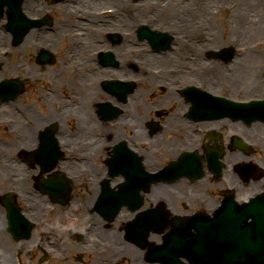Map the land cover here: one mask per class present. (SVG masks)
Here are the masks:
<instances>
[{
    "label": "bare ground",
    "instance_id": "6f19581e",
    "mask_svg": "<svg viewBox=\"0 0 264 264\" xmlns=\"http://www.w3.org/2000/svg\"><path fill=\"white\" fill-rule=\"evenodd\" d=\"M86 1L87 0H79V3L77 5H74L73 3L68 2L67 3L69 6L68 11H70V14L73 12H78V9L80 7L79 4H82L85 6ZM104 1L106 0H90V3L98 7V6H102ZM111 1H112L111 4L118 5L120 7V4H121L120 0H111ZM225 1L222 0L223 6L227 4V3L225 4ZM232 1H234V3H237L236 7H239L241 9L240 12L239 11L237 13L233 12V14H232V11H230V14H232V16L230 17L232 35H237L238 32H243L242 38H245L246 40L244 41L245 44H248V47H251V43L250 44L248 43L251 39L250 38L251 35L253 36L257 35L258 30L264 28V26L261 23L254 25V26L245 25V22L248 21V17L246 15L250 14V11L252 10V8L254 9L257 8L255 3L258 4L264 0H232ZM146 2H148L150 5H153L154 7H157V8H154L155 10H157V12L154 11L152 14H150L148 13V9L146 11L147 13L142 11V14L141 13L139 14L140 16H143V21L151 26H154V27L162 26L164 30L169 29L170 31L176 33V36H174V40H173L174 43L172 47V50H176L174 52L175 55L172 57L173 60L178 61L179 57L177 55L179 56L187 55L193 58L191 62V66H192L191 74L189 73L190 75L189 78H190L191 83L205 85L209 88V91H212L215 93L221 92L224 90V91H227L228 93L231 92V94L235 96H238L239 92H245L247 94L254 95L255 98H262L264 96V90L262 89L264 88V59H263V62L261 61L260 64H257L258 55H256V52H246V54H244L242 58L237 57L234 63L230 64L229 67H224L217 63L206 66L205 65L206 61H203V58H202L203 53H201L199 49L195 48V46L187 43L186 36L189 37V36L196 35L198 37L196 40H202L201 45L203 47L208 48V50L211 49L210 46L214 45L213 40H214L215 33L217 32V30L215 27H212L211 29L212 25L210 21L208 20L209 17L200 15L197 23L193 24L192 19H188L190 23H186L185 22L186 19H180V16L177 12L180 10V7L178 9H175L174 7L175 0H147ZM214 2L216 3L218 7H220L219 5H221V3L219 2V0H214ZM58 5L59 7H62L61 4H58ZM30 8H31V5L27 4L28 11ZM94 8L95 9L93 10L95 11L96 7ZM108 9H114V7H108V8L106 7L98 11L108 10ZM90 19L95 22L96 21L102 22L104 23V26H109V27L114 23L112 13L110 15H105V16L90 17ZM129 19L130 18L128 17L127 18L123 17V20L128 23H129ZM206 26H209L210 29H205L204 27ZM234 30L237 33H233ZM202 31H207V35L204 36ZM90 35H92L93 38H95L96 40L99 39L93 34H90ZM206 37L208 38V40L205 39ZM93 38L90 36L88 37V48L86 49L87 53L90 52V48H92ZM100 40L102 41V39ZM237 42L240 43V39H237ZM27 45L28 44H25L24 47H27ZM215 46L217 49L221 48L220 45L216 44ZM180 47L181 49L178 50V48ZM18 48H20V46ZM76 53L77 55H79L78 49L76 50ZM134 59L135 61L130 62L129 65L139 60L136 58ZM163 61L165 62L168 61L169 63V58ZM148 62L155 63L157 65V64H161L162 60L161 58L157 56H154V57L150 56V59H147L145 64ZM170 64H173V63H169V65ZM82 69L83 71H85V69L90 70V65L87 64L85 66V69H84V66H82ZM143 70L144 69L140 68L139 65H138V68H136L137 73L141 72L144 74ZM174 77L178 81H182L185 78V76L184 77L177 76L176 73ZM170 81L175 82L172 79H170ZM92 82H93V79L90 78L88 75H85V77L83 78L80 84H76L75 82H73L72 86L77 89L76 91L79 96V103H77L71 109L66 110L64 114L62 115V119L66 122H68L70 118L77 119L78 122L75 123L74 125H78V127L80 128L79 130L80 134L76 140H71L70 138L66 136L65 133L61 135L60 139L64 147L68 148L70 142H75L77 144L84 143V141H96L97 142L95 146L93 147L91 146L86 149L85 152H86L87 158H85L83 163L82 162L81 163L77 162L76 164L75 163L73 164L71 162L67 163L72 169L70 171H72V174L74 176L79 174L78 172L80 171V168L82 167L89 168L92 173L96 174L98 167L96 168V172H95V169L91 165V158L90 160H88L89 154L91 153L93 155L97 151L106 149L107 147H104V146H107L108 144L112 145L113 141L115 142V139H116V138H113V141L108 142L107 137L111 133L109 127H104V125H102L99 121L95 120L96 118L95 113H94V118L91 116L90 107L88 108V106L90 104L91 109L93 110L94 104H96V102L99 101V96L101 94L100 87L96 85L87 86L88 84ZM146 83H148V86L150 87L149 90L143 89L142 91H137L133 95V99H134V108H133L134 110L133 111H135L134 115L138 117V125H139L138 131L136 132V138L138 139L145 136V131L142 128V124L150 116V112L147 108L143 107L141 108V111H139L138 107L141 106V101L144 98V96L147 95L148 92L152 91V87L158 85V82L156 80L152 81L151 83L149 82H146ZM51 98H52V101H56L58 99L56 95H52ZM162 99L163 97L159 99V102H161ZM171 99H175L176 101L179 100L178 97H175L173 94H169L163 100L164 105H167L168 101ZM16 105L17 104L11 102L10 110L12 111V109L16 107ZM38 109H39L38 106H36L35 109H32L31 107H29L26 109L25 112H23V107L20 106L19 109L13 110L12 112H16L15 115L18 120L19 130L16 133L17 134L16 138L18 141L17 142L13 141L12 143L6 145V147L0 146L1 154L4 156V158H2L0 167L1 166L3 167L4 165L6 167V173L0 172V186L4 189H8L10 186H14V187L19 186V192L23 195L22 196L23 199L25 200L27 199V202L30 203L31 206L33 207V210L30 213H28V216H30L29 220L31 222L32 234L34 233V236H33L34 244H32V242L22 240V238H18L19 240H17L12 237L11 239L14 243L18 241L19 243L18 244L15 243L14 245L10 246L5 241L6 236L0 233V241H1L0 243V264H29L31 260H34L37 258L35 255H33V252L35 251L34 248L39 249L37 242L39 241L40 236H44V234H46V236L52 235L54 236V239H56L57 245L55 246V248L53 247L50 249H53L59 252L58 247H61V249L65 251V253L67 252L68 249L79 250L78 249L79 244L76 242V240L78 239V235H77V229L75 228V225H77L76 227L79 228L80 223L82 225V223L88 222L89 220L86 218L92 217L91 215H93L94 213H97L96 210L94 209V205L98 198L97 194L101 192V188L99 191V189H96V187H93V191H92V188L88 186L89 193H84L82 197H79V200L78 199L76 200V203H77L76 209H73L69 204L62 206V203L61 201H59L58 197L64 196L66 192H68L69 194L71 193L70 195H73L72 192L74 188L72 189V186H73L72 184L69 183V185H67L68 183L62 180L60 177L53 179V176H52V180L42 179L40 181L38 180L39 182H36V183H34L33 180L30 182L25 176V173L21 170L22 166L21 167L17 166V164L10 161L9 157L7 156L5 157L7 153H10L12 151L14 152V151L21 150V148H25L28 150L35 148L37 146V143H36L37 134L40 131V129H42V127H44L46 124L53 122L54 121L53 116H57L54 109H50L47 114H41L40 110ZM123 110H127V108L123 107ZM129 110H130V107H128V110L123 115V117L118 122L115 123V126L127 121ZM25 118L27 119V121L33 120L31 122L30 127L24 126ZM173 118H174V121L170 119L169 126L166 127L168 130L170 129L171 131V130H175L177 127L186 126V121H183L181 119L177 120L175 119V116ZM201 127L205 129L209 126L204 124V126L201 125ZM238 127L242 130L245 136L252 138L254 143L255 142L259 143L260 141H262L261 139H264V126L260 122H257V123L255 122L252 130H248L242 124H239ZM96 128L100 129V132L103 133V137H94L92 135L95 133ZM52 131H54V129H52ZM185 135H186V141H185L186 143H189L190 141H193L194 139H196V136L189 133L188 127L186 129ZM87 136L89 140L85 138ZM158 140L159 138H156L155 142H157ZM83 148H85V146L79 147L80 150H82ZM29 153L30 155L27 156V158L28 160H30L32 164H34V167L36 168L35 173L37 174V172L40 169H43L41 165L42 157L40 155V150L39 149L30 150ZM161 153H164L165 158L177 157L174 151V148H173V144H165L164 141L161 142L160 140V149L155 150L154 148V150H152L151 152V155L155 157ZM230 154L231 155L229 158L230 160H232V162L237 160V158L239 157L238 153L232 154L230 152ZM256 158L258 159L257 161L260 162V165L264 167V153H263V156L257 155ZM115 159H117V161L113 162L114 168H119L118 161L120 163L125 162L123 160H118L117 157H115ZM247 160H253V159L247 157ZM44 161L46 163L45 159ZM154 163H155V160L153 158H150L148 161V165H150L149 167L151 168L152 167L151 165H153ZM132 165L134 164H131V166ZM89 169H87L85 172H90ZM3 171L4 170H2V172ZM227 175H229L232 179H236L233 176V174L228 171L227 173H225L222 181L227 184L233 183L230 177L229 179H227ZM251 176H252V179H251L252 184L250 185V189L248 190L247 193H251L253 195L254 193L253 191L258 189V187L261 186L262 182H255L256 180L255 178L260 177V171L258 169L253 170L251 172ZM33 183H34L35 189L33 188L30 189ZM263 183H264V180H263ZM184 184L185 182H181L178 185H172V186H169L166 184H160V186L155 190V193L152 195V198L149 197V195L145 194V191H146L145 189H144L145 191L141 190L140 195L142 196V205L138 213H143L144 211L149 209V205L151 203L153 202L156 203V201L162 199V200L169 202L172 206L173 205L176 206V209L173 208V211L178 216L187 215L189 210L179 206L180 200L182 199L181 197H184V195L187 196L186 189L183 188ZM201 184L202 183L197 185L198 187L195 186L196 191H199V187L201 186ZM221 185L223 184H220V186ZM41 187L44 189V192L47 195L46 198L45 199L38 198L36 202L31 203L29 198H27L29 190H33V192H36L38 191L37 189H40ZM107 192L108 191H105V193ZM240 193L244 194L245 190L242 188ZM5 196L6 195L2 197H5ZM191 197H192V194H191ZM196 197H192V199L195 200ZM198 198H199V195H198ZM50 199L53 200L51 206H57V211L60 210L61 208L64 210L62 215L59 212L58 214L59 219H54L53 216H51V214L48 211L47 202H50ZM4 201H7V203L2 202L0 199V226L3 225L4 227H9L10 229L9 232L12 234L13 230L11 228V225H14L17 223L19 226H22L25 218L23 217V215H20V217L18 218L14 215L16 214L17 207H18V204L16 203V201H14V197L11 196L8 199H5ZM60 203H61V206H60ZM211 203H214V201L211 200ZM1 205H5L6 209H4ZM217 205L218 204L215 203L211 207H217ZM92 207H93V210L91 211ZM71 212H75L76 216L81 219L78 223L74 224L68 221V218ZM94 216L99 219V224H97L95 228L92 230V237L96 236L97 238L101 239V237H103L104 235H107L105 233L106 230L104 228L106 221L101 219L98 215H94ZM165 216L166 217L168 216L167 213H165ZM129 219H131L130 223L132 224H134L136 221L134 220L133 217H129ZM59 223L64 224V226L63 225L60 226ZM10 233H7V235L10 236ZM2 236H4L5 238H1ZM159 237L160 235L155 234V235H152L150 239L156 241L158 240ZM111 238H112V242H114V247L116 248L115 252L105 250V248H103L102 256H98L99 258H101V260L98 261L96 259L97 256L93 257L90 255V264H107L108 262H110V264H127V257L125 256V254L121 253L125 251H127V253L129 252L130 254L137 253L139 256L142 257L143 262L140 261L138 263H132V264H145L144 257L146 255V251L144 249H139L136 245L126 243L128 238H126L121 231H115V233L111 235ZM69 243L73 244V246H71ZM174 243H176V247L180 249L179 252L183 254L185 252V248H183L182 241L176 240L174 241ZM120 244L126 245V249H121L119 246ZM15 246H17L16 249L22 251V253L21 252L19 253V258L17 259L13 256L12 249H11V248L15 249ZM148 246L149 244L147 245V247ZM84 247H87L88 250L90 249L89 245H85ZM225 249H226V244L224 243L220 244L218 247V250L222 252L225 251ZM88 250L85 249V252H87ZM150 250L152 251L153 248H151ZM116 253H118L117 256H113L114 257L113 259L110 257L109 259V256L115 255ZM43 258H47V257L44 256ZM43 258L41 256V258L39 259L40 260L39 263L42 262L41 259ZM102 258L106 259L107 261H103ZM63 261H64V264H75L73 259H71V256H67V255L63 257ZM146 264H150V263H146ZM154 264H161V263L156 262Z\"/></svg>",
    "mask_w": 264,
    "mask_h": 264
},
{
    "label": "rangeland",
    "instance_id": "374dc122",
    "mask_svg": "<svg viewBox=\"0 0 264 264\" xmlns=\"http://www.w3.org/2000/svg\"><path fill=\"white\" fill-rule=\"evenodd\" d=\"M68 1L69 0H67L66 1V3H68ZM70 1H72V0H70ZM73 1H77L78 2V0H73ZM121 1V4H120V7L118 6V5H114V4H111V0H106L103 4H102V6H94V5H92L91 3H90V0H87L86 1V3H85V6L84 5H82V4H79V9H78V12H73V13H71L70 14V11H68L67 9L69 8L68 7V5L67 4H65L64 3V5H63V7H59V6H54L53 7V9H54V15L53 16H51L52 17V19H53V26L54 25H58V27L59 28H62V32H61V34L63 33V32H65V31H68V30H65V29H67L66 27H64V26H61L60 24H59V22H60V20L62 21V23L63 22H65L66 21V25H69L70 24V22H71V24H72V26H71V29H73V24H74V17H76V16H74V15H78V14H75V13H79L80 14V11L82 10V8H93V7H96V10H100V9H103V8H108V7H114V9H116V10H118V13H116V16H113V20H114V23H113V25L112 26H106V27H108L107 28V30L106 31H104V34H106V35H109L111 32H116L117 34H118V36H120V38H121V41L118 43V44H116V45H113V46H117V48L118 47H122V55L120 56V58L124 61V60H127V61H131L132 59H134V58H136L137 56H142V55H144V54H147V53H150V47H149V45L147 44V42H143V41H140L139 39H138V36H137V33H138V27L140 26V25H147V24H145V22L143 21V16H140V14L139 13H141L142 14V11H144L145 13H147L146 11H147V9H148V13H150V14H152L153 12H154V8H157V7H154L153 5H150L148 2H146V0L144 1V2H139V3H135L136 1H143V0H133V1H131V0H120ZM135 1V2H134ZM225 1V0H224ZM51 0H47V3L50 5L51 4ZM219 2L221 3V5H219L220 7H218L217 5H216V3L214 2V0H175V3H174V7H175V9H178L179 7H180V10L179 11H177L178 12V14H179V16H180V19H186L185 20V22L186 23H190L189 21H188V19H192V22H193V24H195V23H197V21H198V19H199V17H200V15H203V16H208L209 17V21H210V23H211V29H212V27H215L216 28V30H217V32L215 33V37H214V40H213V42H214V45H211L210 46V48H211V50H214V49H216V44L217 45H220L221 46V49H224V48H227V47H232V48H234L233 46H236L238 49H237V51H239V53H241L242 51H240L241 49H244L243 50V52L241 53V54H243V53H245L246 54V52H256V55H258V60H257V64H260L261 63V61L263 62V59H264V28H262V29H259L258 30V33H257V35H251V39H250V41L248 42L249 44L251 43V47H248V44H245V42L244 41H246L245 40V38H242V36H243V32H236L235 30H234V32L233 33H237V35H232V28H231V23H230V17L232 16V14H233V12H240L241 11V9L239 8V7H236V4L237 3H234V1H232V0H227V1H225V4L226 5H224L223 6V4H222V0H219ZM37 3H39L38 5H35V4H33L35 7H39V10H38V12H37V14L38 13H40L41 12V10L44 8V7H42V6H45V0H37ZM75 4H77V3H75ZM201 5V6H200ZM255 5H256V9H254V8H252V10L250 11V14L249 15H246L247 17H248V21H246L245 22V25H247V26H254V25H257V24H262L263 26H264V1H261L260 3H255ZM66 7V9H64ZM62 8V10L63 11H59L58 12V10L59 9H61ZM233 11L232 12V14H230V12L229 11ZM51 12V11H50ZM50 12H45V13H50ZM155 12H157V10H155ZM36 13V12H35ZM30 14L31 15H33V13H31L30 12ZM30 15V16H31ZM195 17V19H194V17ZM254 16V18H252ZM123 17H128V18H130L129 19V23L127 22H125L124 20H123ZM191 17H193V18H191ZM229 19V20H228ZM67 21H69L68 23H67ZM233 23V22H232ZM97 24H99V23H97ZM6 25V21L4 20V21H2V26L4 27ZM99 25H101V24H99ZM149 25V24H148ZM101 26H104V25H101ZM149 27H151V26H149ZM69 28V27H68ZM84 28H85V26H84ZM153 30H156V31H163V32H166L165 30H164V28L162 27V26H160V27H151ZM205 29H210L209 28V26H206V27H204ZM91 30H93V28H91ZM213 31V30H212ZM167 32H169L170 34H172V32H170V30L168 29L167 30ZM202 33H203V35L204 36H206L207 35V31H202ZM126 35V36H125ZM239 36H241V37H239ZM61 38H62V36H61ZM189 38V37H188ZM198 37L195 35V36H193V38H189V39H187L186 38V41H187V43H189V40H192V42L190 43L191 45H193V46H195V48H197V49H199V51L201 52V53H203V55H207V53L209 52V50H208V48H205V47H203L201 44H200V41L201 40H196ZM207 38V37H206ZM205 38V39H206ZM237 39H240V43L239 42H236L237 41ZM138 44H137V43ZM212 42V41H211ZM129 44H132L131 46L129 45ZM189 45V44H188ZM137 46V47H136ZM63 48H64V45H63ZM94 49L96 48V46H94L93 47ZM140 48H142V53H141V50H140ZM181 49V47L180 48H178V50H180ZM170 50V49H169ZM167 50V51H163V52H160L162 55H156V54H152V55H155V56H157V57H159V58H161V60L162 59H165V58H169V63H173V65H169V63L167 62H165V61H163L162 60V63L161 64H157V65H155V66H157V67H165L167 70H169V69H172V68H169V67H173V68H175V69H177L178 67H183V68H185L186 66H187V63H186V60L188 59V57L189 56H187V55H184V56H179V55H177L178 57H179V59H178V61H174L173 60V56L175 55V54H173L172 53V50ZM218 50V49H217ZM54 55H57L58 56V54L56 53V52H52ZM19 55H20V52H17V51H14V54H13V56L11 57V59H10V61H9V63H17L18 62V60H19ZM119 55V54H118ZM251 55V54H250ZM61 56H62V54H61ZM30 58H32V57H30L29 56V54H28V56L26 57V55H24V60H27L28 62H25V63H29L30 62ZM62 58H64V54H63V56H62ZM208 58V57H207ZM238 58H242V56L240 57V56H238ZM207 59L206 58H204L203 59V61H206ZM139 61V60H138ZM208 61L209 62H206V63H210L211 64V62H213V63H218V64H223L224 62L223 61H221V60H217V59H213V58H208ZM121 62V64H122V61H120ZM205 63V64H206ZM135 65H137V63L135 62ZM145 66L146 67H150V68H153L154 67V65L151 63V62H149V63H147V64H145ZM56 68H58L59 69V63H57L56 65H54L53 67H50V68H45V69H43V70H40V69H38L39 71H41V72H43L44 70H49L51 73L54 71V72H56ZM138 68V67H137ZM182 68V69H183ZM136 69V68H135ZM143 69H144V66H143ZM181 69V68H180ZM234 69V68H233ZM232 69V70H233ZM131 70V69H130ZM144 71V73L146 74V72L147 73H149V74H152L153 75V73H151V72H149V71H147V70H143ZM114 72V71H113ZM168 72V71H167ZM166 72V73H167ZM23 73V72H22ZM18 74H21V73H18ZM143 74V73H142ZM145 74H143V75H145ZM149 74H147V76L149 77V79H153L154 77L152 76V75H149ZM157 74V73H156ZM125 75H127V74H121V77H124V78H127ZM172 75H174V74H170V75H166V77L162 74V75H159L158 74V77H160L161 79H162V81L160 82V83H158V86H157V88H156V90L155 91H150L149 93H153V94H151L152 96H149L148 98H146L145 99V101H144V104H145V107H147V102L150 100V98H152L153 99V97H155V96H159V95H163V94H165L166 93V91H163V90H161V87L162 88H164V89H170V86H169V84H171V82H170V78H167V77H171ZM25 75L23 74V76H22V74L20 75V77H23V79H25V77H24ZM6 77L7 78H10V77H13L12 75H10V74H7L6 73ZM67 77V76H66ZM129 78H131V77H129ZM71 79V78H70ZM129 80H131V79H129ZM135 80V79H134ZM149 81V80H148ZM135 82V84H136V88H135V90H138L139 88L140 89H148L149 90V86H148V83H138V82H136V81H134ZM26 88H25V92L22 94V98H23V103L24 104H26V105H34V106H39V108H40V110L41 111H47V109L44 107V104H42V103H40V98H38V96L40 97L41 95H42V93L44 92V89L46 90V88H47V85H45L43 82L42 83H37V81H34L33 83H30L29 81H26ZM139 84V85H138ZM138 85V86H137ZM48 87L50 88L51 87V85L49 84L48 85ZM197 87H199V86H197ZM177 88H178V86H174V87H172L171 89H172V91H174L175 92V95H176V93L178 94V96H179V92H177ZM199 88H201V87H199ZM201 89H203V88H201ZM263 90H264V88H262ZM219 93H221L220 95H226L227 94V92H225L224 90L223 91H221V92H219ZM231 93V92H230ZM104 94V93H103ZM104 98H103V100H106V96L104 95L103 96ZM233 97H236L235 95H233ZM231 99H233V98H231ZM174 101H176V100H174ZM178 101H176L175 102V104L176 105H178V103H177ZM28 103H31V104H28ZM57 105V104H56ZM55 105V106H56ZM181 110V109H180ZM158 111V110H157ZM157 111L155 112V113H153L152 115H155V116H157V118H158V115H157ZM166 112V114L168 115V111L166 110L165 111ZM4 117H9V118H13V114L11 113V112H8V113H2L1 115H0V119H3ZM159 119V118H158ZM161 119V118H160ZM70 123H72V122H70ZM145 124H147V123H145ZM71 124L68 126V128H70V129H72L71 128ZM228 126V130H229V128H231L233 131H239L238 130V128L236 129V126H235V124H232V123H228V125H226L225 126V129L224 130H226V131H228L227 129H226V127ZM224 127V126H223ZM246 128H248V127H246ZM181 129H182V131L184 132V127L182 126L181 127ZM240 132V131H239ZM69 134H70V130L69 129H67V131H66V135L67 136H69ZM120 134V133H119ZM173 133H171V134H169L168 135V137H166V139H168V140H170V138L172 137L171 135H172ZM227 134H228V132H227ZM121 135V134H120ZM177 135V134H176ZM176 135H174L173 137H175ZM170 136V137H169ZM0 137H2V139H4V141L5 140H7V138H9L8 136H5V134L3 133V130H1L0 131ZM121 137V136H120ZM182 137V136H181ZM229 138H230V140H231V137L230 136H228ZM10 139V141H12V139L11 138H9ZM198 139V138H197ZM253 140V139H252ZM119 141V140H118ZM249 141V140H248ZM197 142H199V141H196V142H194L193 144L195 145ZM176 143H178V142H176ZM1 146H4V145H1ZM113 146V145H112ZM112 146H108V147H110V149L112 148ZM5 147V146H4ZM262 151H264V147L262 146ZM26 150V152H28V150L27 149H25ZM31 150V149H30ZM20 153H22L21 152V150H18V151H14V152H10V153H8L7 155L9 156V158H12V160H16V159H18V158H22V157H24V155H22V154H20ZM144 153H145V150H144ZM0 154H1V151H0ZM12 154V155H11ZM66 154V153H65ZM250 154V153H249ZM149 156H150V154H149ZM1 158V157H0ZM238 160H241V158L239 157L238 158ZM72 162H74V161H72ZM160 162V161H159ZM160 163H162V162H160ZM160 163H158L157 165L159 166L160 165ZM22 171L24 172V173H29L28 171H27V166H25L24 164H22ZM87 169H89V168H85V167H82L81 169H80V171L78 172V173H82L81 171H86ZM104 169V168H103ZM103 173V171H101V172H99V174H102ZM98 174V173H97ZM263 179H261V181H262ZM80 181H83V180H80ZM242 182H244V181H242ZM260 182V181H259ZM233 183H235L234 185H238V181H236V182H233ZM220 183H217V184H215L214 183V187H212L211 189L214 191L215 190V188H218V185H219ZM240 185V184H239ZM184 187H185V185H184ZM187 187L190 189V190H192L194 187H190V186H188L187 185ZM241 186H239L238 187V189L240 188ZM1 186H0V190H1ZM264 189V187L263 186H261L260 188L258 187V189ZM31 189V188H30ZM243 189L245 190V192L247 191V189L246 188H244L243 187ZM257 189V190H258ZM199 190H200V188H199ZM8 191H13L12 189H8ZM216 195V194H215ZM217 196V195H216ZM77 199L79 200V196H77ZM184 199V198H183ZM182 199V200H183ZM20 200V199H19ZM182 200H181V204H182ZM190 200H192L191 198H190ZM186 201V200H185ZM201 201V200H200ZM200 201H198L196 204H197V206H195L194 205V207L193 208H198L199 207V204H200ZM195 202V201H194ZM23 205H24V203H22ZM53 216H56V212L55 213H53L52 214ZM69 219H71V217L69 218ZM86 219H88V220H90V219H92L91 217H89V218H86ZM85 219V220H86ZM72 223H74V224H76V223H78V220L77 221H72ZM86 222H84L83 224H82V226L85 224ZM80 225H81V223H80ZM77 225H75V227H76ZM3 225L2 226H0V230H1V234L2 235H4V236H6V242L11 246V245H14V243H13V241H12V237H11V235L9 236V235H7L6 234V230H5V228H4V230H3ZM77 228V227H76ZM4 236H2L1 238H5ZM33 236H34V233H33ZM48 238H46L45 236H44V241L43 240H41V238H39V241L37 242L38 244H39V242H45L46 240H47ZM28 241H34V238L33 237H31V239L30 240H28ZM0 243H1V241H0ZM16 244H18L19 243V241L18 242H15ZM57 245V243L55 242L54 243V248H55V246ZM92 246V245H91ZM17 246H15V248H16ZM58 249H59V252L58 253H64V251L61 249V247H58ZM15 250H17V249H15ZM61 251V252H60ZM17 252V251H16ZM18 253V252H17ZM21 253H22V251H21ZM37 258L36 259H34V260H32V264H39V261H38V259H39V254H40V250L38 249V250H36V251H34V253H33ZM74 257V262L76 263V261H75V259H77L75 256H73ZM54 260V259H53ZM61 262H64V261H62V260H57V261H50V264H60ZM79 264H83V263H81V262H79ZM127 264H129V260L127 259Z\"/></svg>",
    "mask_w": 264,
    "mask_h": 264
},
{
    "label": "water",
    "instance_id": "95a60500",
    "mask_svg": "<svg viewBox=\"0 0 264 264\" xmlns=\"http://www.w3.org/2000/svg\"><path fill=\"white\" fill-rule=\"evenodd\" d=\"M255 223L257 225V228H258V220L255 219ZM259 229L261 230L262 234L264 233V227L262 226H259ZM248 234V233H247ZM242 238H244V235L242 236ZM261 239V242L258 243V245H256V248L253 249L252 251V254H253V257L252 259L250 260H235V261H226L225 264H264V236H261L259 237V241ZM232 243H230L229 245H231ZM257 253H260V257L257 258L256 255ZM199 264H203V263H199ZM208 264V263H206Z\"/></svg>",
    "mask_w": 264,
    "mask_h": 264
}]
</instances>
